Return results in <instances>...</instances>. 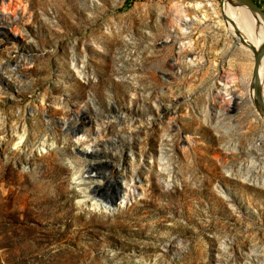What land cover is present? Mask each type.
Returning <instances> with one entry per match:
<instances>
[{"label":"rangeland","instance_id":"obj_1","mask_svg":"<svg viewBox=\"0 0 264 264\" xmlns=\"http://www.w3.org/2000/svg\"><path fill=\"white\" fill-rule=\"evenodd\" d=\"M3 1L0 27L16 35L0 39V264H264V174L236 176L252 160L264 166V144L244 151L264 137L261 117L243 103L229 105L219 132L202 121L219 65L231 60L224 69L245 97L253 61L232 46L222 55L211 19L190 27L182 56L201 65L167 66L174 8L193 16L191 6L220 0ZM89 164L96 176L76 185ZM107 193L126 200L88 207Z\"/></svg>","mask_w":264,"mask_h":264},{"label":"bare ground","instance_id":"obj_2","mask_svg":"<svg viewBox=\"0 0 264 264\" xmlns=\"http://www.w3.org/2000/svg\"><path fill=\"white\" fill-rule=\"evenodd\" d=\"M8 8L9 7L6 6V2L3 0H0V9H1L0 23L3 21V18H5V16L9 14L8 10H6ZM191 8H192V11L194 12L193 16L189 15V12H190L189 7L181 8V7L176 6L172 12L173 14L171 16L172 17L171 22L175 24V26H173V28L175 29H173L172 31L173 39H170V42L173 43L174 49H176L178 52L175 53V50H174L173 56H171L169 58V61L167 62V66L169 70L171 71L177 70L176 75L180 71L179 73L182 75L183 71H185L186 69L192 70L196 66L201 65L202 59L199 56H195L190 59H187V57H185L184 58L185 60H182V56L188 53L190 54L192 51L193 44H192V41L188 39L190 27L194 24L196 25L204 24L205 22H209L211 19H213L212 26L206 29H211V28L214 29L215 31H217V34L221 35V37L224 39L225 48L222 50L221 54L222 55L226 54V52H228L229 50L227 47L232 46L234 50L238 51L240 56L247 55L248 57L252 59L251 61H253V52L257 51L264 44V25L261 19L257 15H255L251 10H249L248 8L244 6L236 5L232 0H223V1L220 0V4L217 6L213 5L212 3H207L206 5L198 3L196 5L191 6ZM18 10H21V12L23 11L22 8H19ZM209 12L211 13V16L209 15ZM6 26L10 27L9 24H7ZM15 35H16L15 33L9 34V31L7 30L6 27L5 28L0 27V39H2L3 41L7 42V39L9 38L13 40L15 38ZM245 43L248 46H245ZM176 44L177 46L175 47ZM176 54H179L180 56ZM28 64L29 63L26 60H22V65H28ZM227 65L228 67L231 66L230 59L226 60V64L219 65L218 71H220V74L217 76V78L220 81L216 83V85L215 83L212 84L210 88L206 91V95L208 96L207 110L202 115V121L204 122V124H207L215 132H219L220 128H222L219 121L221 120L222 115H226L228 113L229 111L228 108L230 104L239 106L240 104L244 103L243 106L245 107V110L254 108L253 107L254 98L252 94L253 91L250 90L251 77L246 76L244 78L245 81L242 82L243 84L242 85L243 87L241 86L242 89L247 90L246 95L244 97V95L242 94V91L235 92L236 91V88H235L236 78L234 77L235 75L233 73L226 71ZM17 68L18 66L15 65V67H12L10 70L16 71ZM83 68H84V65L80 67H76V66L73 67L74 72L80 78H82L85 73L83 71ZM174 74L175 72H173V75ZM260 84H261V89H262V92H261L262 100L264 102V57L262 59L261 66H260ZM210 103H212L214 107L212 108L215 110V115H216L215 118H213L212 116L211 118H209L211 114L210 113L211 107H209ZM88 104L92 107L96 115L99 116L100 115L99 109L94 105L93 101L88 100ZM168 109H170L169 110L170 113L173 114L176 112V105L170 106L168 107ZM86 114H88L87 110H86ZM256 114L258 113L256 112ZM249 115L251 114L249 113ZM166 116H169V113L166 114ZM86 119H89V118L87 117ZM213 119H216V121H212ZM118 120L120 121V119ZM261 121H262V118H261ZM227 129H225V131H227ZM97 130H99V127ZM224 135H227V133H224ZM24 136H25L24 133L17 136L16 146L19 147L21 144H23ZM257 140H259L258 141L259 143H256V144L254 143L253 146H250L249 148L244 150L246 156L250 157V155H252L251 153H256L255 150L258 148V146L264 144V137L262 135H260ZM83 141L84 139L79 136L74 139V143L76 145H79ZM127 141L130 142L131 139L128 138ZM114 142L118 143L117 141H114ZM89 148L85 150L84 155L86 156L93 155V152L96 151V150H93L91 148L89 149ZM231 151H238L237 144L231 147ZM93 166L94 164H89L88 166L89 169L87 170V174L93 173L91 171ZM108 166H111L110 163L108 164ZM249 168L255 170L254 174L260 171H262L264 174V166L262 165L259 166V162L252 160L248 166L245 165V169L247 170L246 173H242V171L240 170L238 171V175L236 174V176L239 177L240 179H243V181L253 184V182L250 180V178L247 175ZM113 170H115L117 174L119 170V166L113 167ZM93 176H96L95 172ZM93 176L77 175L74 178L75 184L76 185L87 184L89 180H86V179L89 177H93ZM262 178H263L262 187L264 189V175ZM94 182L95 184H93ZM121 182L122 180L120 178V183ZM120 183H118L120 191L121 190L123 192H126L127 190L130 191L131 186L129 185V183L128 184L125 182H122L121 184ZM92 184L93 185L89 186L88 189L87 188H84V189L79 188V189L82 190L84 194H86L91 188H93V186L95 187V189L100 188L101 182L96 180V181H93ZM254 186L258 187L257 184H255ZM107 194L108 195H106V197H103L105 200H108L110 196L109 193ZM117 197L121 199L120 200L121 205L126 200V195L124 193L119 194ZM106 205L107 204L100 201V199L92 197L90 198V205L88 207L91 209H100L104 212H108L107 211L108 207H106Z\"/></svg>","mask_w":264,"mask_h":264},{"label":"water","instance_id":"obj_3","mask_svg":"<svg viewBox=\"0 0 264 264\" xmlns=\"http://www.w3.org/2000/svg\"><path fill=\"white\" fill-rule=\"evenodd\" d=\"M223 1V0H222ZM238 6H244L251 10L255 15H257L263 25H264V9L260 7V4L255 2L254 0H232ZM245 46H248L245 43ZM264 57V44L257 50L253 52V71L251 75V84L250 90L253 91V107L256 112L261 116L262 122L264 124V102L262 100V89L260 84V66L262 59ZM15 67V66H14ZM89 176H93V174H89ZM108 207V210L111 212L115 211L118 206H120L119 197L115 196L110 200H103Z\"/></svg>","mask_w":264,"mask_h":264}]
</instances>
